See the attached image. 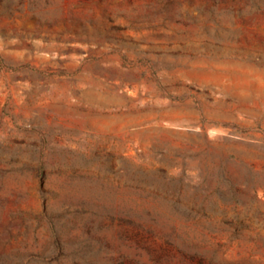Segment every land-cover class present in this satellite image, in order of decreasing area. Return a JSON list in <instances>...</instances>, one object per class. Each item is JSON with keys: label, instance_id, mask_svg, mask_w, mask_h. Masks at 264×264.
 I'll use <instances>...</instances> for the list:
<instances>
[{"label": "rangeland", "instance_id": "1", "mask_svg": "<svg viewBox=\"0 0 264 264\" xmlns=\"http://www.w3.org/2000/svg\"><path fill=\"white\" fill-rule=\"evenodd\" d=\"M0 264H264V0H0Z\"/></svg>", "mask_w": 264, "mask_h": 264}]
</instances>
